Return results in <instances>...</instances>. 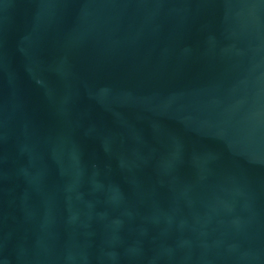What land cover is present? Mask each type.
Wrapping results in <instances>:
<instances>
[{
    "label": "water",
    "instance_id": "1",
    "mask_svg": "<svg viewBox=\"0 0 264 264\" xmlns=\"http://www.w3.org/2000/svg\"><path fill=\"white\" fill-rule=\"evenodd\" d=\"M0 264H264V0H0Z\"/></svg>",
    "mask_w": 264,
    "mask_h": 264
}]
</instances>
